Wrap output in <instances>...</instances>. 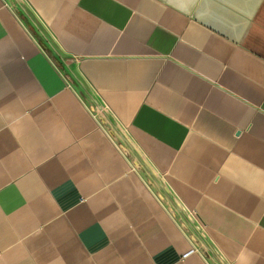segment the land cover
Listing matches in <instances>:
<instances>
[{
  "label": "crops",
  "instance_id": "0c3cea01",
  "mask_svg": "<svg viewBox=\"0 0 264 264\" xmlns=\"http://www.w3.org/2000/svg\"><path fill=\"white\" fill-rule=\"evenodd\" d=\"M0 264H264V0H0Z\"/></svg>",
  "mask_w": 264,
  "mask_h": 264
},
{
  "label": "rangeland",
  "instance_id": "374dc122",
  "mask_svg": "<svg viewBox=\"0 0 264 264\" xmlns=\"http://www.w3.org/2000/svg\"><path fill=\"white\" fill-rule=\"evenodd\" d=\"M112 133H113L114 137L117 138V140H120L121 142L123 141L116 131L112 130ZM122 144L125 146L124 142H122ZM140 172L143 173L142 175L145 177V180L147 182L149 181L151 183V187L153 188V190H155L157 188V186H156L154 180H156L158 182H160V180L157 179L156 177L154 178L152 176V173H150L149 170H147V168H144L142 166L140 168ZM158 186H160V184H158ZM159 194H161V196H163V192H161V190L159 191ZM170 197L171 196L169 195L168 192L164 196V198L166 199L167 203L170 204V209L172 210L173 215L175 216L176 220L179 222V224H181V226L183 227V230L186 232L187 235H189L190 237L195 238V241H197V246H199L201 251L205 252V253H208L205 244H203V242H202L203 236H202L201 233H199V232H202V231H200V228L192 225V224H195L194 221L191 224V226L188 225V223H191V222L188 221V218L191 217L190 214H187L186 212H184L182 210L179 211V207L180 206H178L176 201L174 199L170 198ZM169 198H170L171 201L169 200Z\"/></svg>",
  "mask_w": 264,
  "mask_h": 264
}]
</instances>
